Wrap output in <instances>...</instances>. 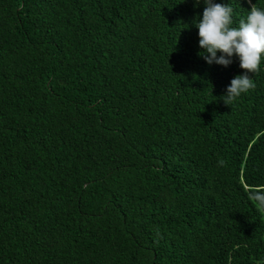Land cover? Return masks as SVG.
<instances>
[{
	"label": "trees",
	"instance_id": "16d2710c",
	"mask_svg": "<svg viewBox=\"0 0 264 264\" xmlns=\"http://www.w3.org/2000/svg\"><path fill=\"white\" fill-rule=\"evenodd\" d=\"M204 7L0 0V264H264V58L227 105Z\"/></svg>",
	"mask_w": 264,
	"mask_h": 264
},
{
	"label": "clouds",
	"instance_id": "9594fccd",
	"mask_svg": "<svg viewBox=\"0 0 264 264\" xmlns=\"http://www.w3.org/2000/svg\"><path fill=\"white\" fill-rule=\"evenodd\" d=\"M201 2L205 7L194 23L202 49L199 55L210 66L217 64L224 67L233 62V57H238L240 67L246 70L234 76L226 87L222 99L231 105L241 95L255 88L252 77L264 58V6H257L249 0L251 7L247 14L234 22V9L230 3L197 0V4ZM249 195L264 207V188L254 189Z\"/></svg>",
	"mask_w": 264,
	"mask_h": 264
}]
</instances>
